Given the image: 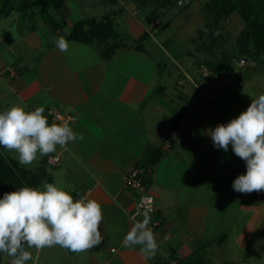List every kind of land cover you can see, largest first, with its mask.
<instances>
[{"label": "crops", "instance_id": "0c3cea01", "mask_svg": "<svg viewBox=\"0 0 264 264\" xmlns=\"http://www.w3.org/2000/svg\"><path fill=\"white\" fill-rule=\"evenodd\" d=\"M65 7L57 10L64 12ZM18 12L17 21L9 19L12 12L0 18V110L20 106L26 111L37 107L46 111L55 106L72 115L68 124L83 139L70 142L66 150L57 146L60 164L52 165L44 156L26 168L38 172L44 166L47 177L42 182L70 181L63 187H77L69 192L74 200L94 199L103 209L99 227L103 242L81 253L61 248L68 263L190 264L182 258L194 253L204 256L206 264H263L264 192L243 194L233 189V181L246 173V164L231 145L225 152L214 147L208 135L216 126L237 118L248 105L231 98L233 104L215 107L211 99L222 88L206 94L201 82L216 76L194 77V90L180 78L177 91L172 92L163 76H173L174 64L186 68L179 58L182 55L172 49L168 56L172 62H158L164 71L149 76L147 69L132 70L123 61L131 53L125 46L109 59L101 52L94 57L89 52L92 43L69 39L67 34L63 37L69 49L61 52L54 43L60 33L55 35L47 26L40 28L36 21L22 29L26 25L22 21L29 16ZM68 13L62 14L66 25ZM137 34L139 39L142 33L138 30ZM147 47L144 44L141 50L151 54ZM231 81L230 76L224 83ZM169 94L176 107L164 99ZM163 107L170 108L171 114L159 121L156 114ZM183 119L178 137L166 143ZM148 148L153 151L144 159ZM0 152L20 165L16 153L3 147ZM142 162H152L148 191L155 195L157 207L149 225L159 245L152 259L145 258L139 245L122 246L134 223L144 219L141 214L133 216L141 192L124 182L126 172ZM48 167L57 170L52 173ZM154 219L160 225L152 227Z\"/></svg>", "mask_w": 264, "mask_h": 264}, {"label": "clouds", "instance_id": "9594fccd", "mask_svg": "<svg viewBox=\"0 0 264 264\" xmlns=\"http://www.w3.org/2000/svg\"><path fill=\"white\" fill-rule=\"evenodd\" d=\"M207 32V29H204ZM218 35L219 33H214ZM61 52H67L69 43L61 36L54 41ZM44 108L26 111L12 106L0 112V147L16 153L20 165L28 167L38 157L67 149L70 142L83 139L67 122L49 125ZM214 147L225 152L231 145L234 154L246 164V173L232 184L236 192L251 194L264 192V94L253 99L246 111L226 125L210 130ZM134 223L122 240V246H141L140 251L152 259L159 245L152 229L150 216ZM104 215L101 204L87 197L75 199L55 183L42 182L41 188L21 187L0 198V253L12 258V264H26L32 253L59 246L81 253L90 251L103 242L99 227Z\"/></svg>", "mask_w": 264, "mask_h": 264}, {"label": "rangeland", "instance_id": "374dc122", "mask_svg": "<svg viewBox=\"0 0 264 264\" xmlns=\"http://www.w3.org/2000/svg\"><path fill=\"white\" fill-rule=\"evenodd\" d=\"M187 1L188 0H180V3L171 7L162 15H160L162 11L158 8L153 15L150 13L151 8L139 6L130 0H121L117 5L113 4L110 0H67L66 7L63 11L65 13H70L65 17L67 18L68 25L61 27L59 32H56L55 30L57 29L44 21V18L48 17H53L56 20L62 21V14H64V12L56 9L49 10L45 16L41 14L30 15L29 18H25L26 20L22 21H26V25L21 26V28L25 29V27L28 26L27 24L36 21L40 28L47 26L55 35L60 33L61 36H66L72 30L75 21L93 16L102 18L105 13L111 12L113 9L115 10L114 18L116 29L121 36L119 40L126 41L127 47L125 46L123 49L131 51L128 57L125 55L126 58L123 61L129 64L132 70L136 67H142L144 70L147 69L146 73H149V76L157 75L160 71H164L165 68L163 65L162 67L159 66L158 62L162 64H166V61H168V63L172 62L168 59V56L172 55V49L175 54L182 55L179 58H182L181 62L186 68L183 69L174 64L177 69L172 68L171 72L174 74L170 79L168 75L165 74L163 76L164 82H168L167 84L169 88H172L171 91L173 92L177 91L176 84L181 78V80H184V83L190 84V90H194L195 87L192 85L193 78H200L201 74L199 73L202 72L204 68L208 69L209 76L207 77H210L213 73L212 69L207 64V60L213 61L218 64V66H223V59L227 57V55L233 54L235 55L233 59L234 67L231 73H218L215 78L205 79L201 82V87L206 94H208V91L212 94L220 87L222 88L221 92L213 97V100L211 99V103L215 107H225L227 103L233 104L231 98H236L238 104L241 103L243 106L247 104L249 106L252 102V98L255 99L259 95L264 94V54L260 56V61L257 62L254 58H249L248 56L240 54L237 37L245 26L243 18L238 12H232L219 20V26L221 25L222 27L216 26L209 34L202 35L198 29L206 23L208 19L212 20V15L206 9L209 0H194L188 8H183L181 3H186ZM156 14H159V16L154 17ZM9 19L14 21L19 20V12L14 9ZM166 22H169V24L161 27V24ZM138 30L142 35L148 31L149 37L146 38L143 43L146 47L148 46L147 48H149L148 50H150L151 54H147L141 49H134L133 46L139 43L137 38ZM216 32L219 34L215 35L214 33ZM211 34H213V36ZM101 45L102 44L99 43L98 40L90 45L92 51L89 52L91 56L95 57L96 54L102 52ZM123 61L118 60L119 63ZM230 76L232 81L225 84V80ZM225 85H227V87H224ZM229 89H232V92L228 93ZM235 94H237L236 97H234ZM208 96H210V94ZM169 97H171L170 94L164 99H167L169 106L176 107V104L171 101ZM1 108H3L2 105H0V109ZM246 109L243 111H246ZM170 114V108L163 107L161 108V112L157 111L156 116L160 121L161 119L165 120L166 115ZM183 121H185V119H183ZM40 159H42V157H38L37 161L28 167H33L35 164L39 163ZM48 170L53 173L57 169L48 167ZM55 184L68 192L77 188L63 187L69 186L68 184H70V181H65L60 178L58 181H55ZM35 188H41L42 190V185ZM25 248L30 251L33 256V259L27 261L26 264H61L60 258L64 261L62 264H69L67 257L64 255V252L60 251L61 247L59 246L44 248L39 252H37L35 248H27L26 245ZM0 264H12V258L5 254ZM243 264H248V262H244Z\"/></svg>", "mask_w": 264, "mask_h": 264}, {"label": "trees", "instance_id": "16d2710c", "mask_svg": "<svg viewBox=\"0 0 264 264\" xmlns=\"http://www.w3.org/2000/svg\"><path fill=\"white\" fill-rule=\"evenodd\" d=\"M117 5L121 0H110ZM139 6L151 8L150 13L155 14L156 9H160L164 14L171 7L180 3V0H130ZM194 0H188L186 3H181L183 8H188ZM67 0H0V18L8 16L14 9L20 11L21 16H30L45 14L51 9H60L65 6ZM207 11L212 15V20L208 19L198 30L202 35L209 34L212 29L219 26V20L229 15L232 12H238L245 22V26L238 35V46L241 55L248 56L260 61L259 58L264 54V0H209L206 6ZM105 13L102 18L85 17L76 21L72 30L68 34L69 39L79 40L86 43L98 42L102 45V56L109 59L115 50L121 46H126V41L119 40L120 33L116 29L114 12ZM159 16L156 14L154 17ZM55 29H59L66 25V20H56L53 17L46 18ZM169 22L161 24L168 25ZM204 29H207L205 32ZM213 36V34H211ZM149 37L148 31L143 33L138 39L139 43L136 45L138 49H144V41ZM100 46V44H99ZM235 55H227L223 59L224 65L218 66L211 60H207V64L212 69L213 73L210 77L216 76L220 73H231L234 67ZM209 77V78H210ZM48 123L51 125V120L48 116ZM153 148H148L144 159H147L152 153ZM159 156V155H157ZM157 157L152 159L155 161ZM48 160V156L46 157ZM146 162H148L146 160ZM142 162L139 167L149 171L152 162ZM38 172H33L26 167L18 165L14 159L8 158L5 154L0 152V198H3L5 193L13 192L21 187H36L44 178L47 177L44 166H40ZM151 174L144 176L143 182L149 184ZM4 253H0V263L4 257ZM182 259H187L190 264H206L207 260L204 256H197L190 254ZM181 262V259H180Z\"/></svg>", "mask_w": 264, "mask_h": 264}, {"label": "built area", "instance_id": "2783aa9c", "mask_svg": "<svg viewBox=\"0 0 264 264\" xmlns=\"http://www.w3.org/2000/svg\"><path fill=\"white\" fill-rule=\"evenodd\" d=\"M206 69L207 68H204L202 72L199 73L201 74L202 77L209 76L208 69L207 70ZM30 111H33V110H30ZM44 115L50 118L52 124L53 123L61 124L64 122L68 123L74 119L72 115L70 114L66 115L62 113L55 106L49 107L44 112ZM184 122L185 121L181 122L179 128L174 129L171 132L170 139H167L166 143H170L171 140L176 139L178 137L179 130L184 125ZM48 162L52 165H58L61 162V157L60 155L56 154V152L52 153L48 156ZM149 174L150 172L146 171L144 168L135 166V167L130 168L124 176V182L127 187L139 190L141 192V194L138 197L137 208L133 215L134 217L139 214L143 215L145 212L150 217H152L155 215L157 211L155 195L148 191L147 185L143 182L144 176H148ZM158 225H160V222L154 219L152 221L151 226L156 227ZM173 263L176 264V262H173Z\"/></svg>", "mask_w": 264, "mask_h": 264}]
</instances>
